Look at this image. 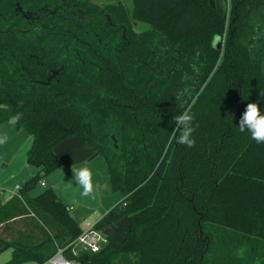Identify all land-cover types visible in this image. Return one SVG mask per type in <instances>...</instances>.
<instances>
[{
    "label": "trees",
    "instance_id": "1",
    "mask_svg": "<svg viewBox=\"0 0 264 264\" xmlns=\"http://www.w3.org/2000/svg\"><path fill=\"white\" fill-rule=\"evenodd\" d=\"M261 94L264 0L226 13L210 0H0V124L21 114L38 168L0 203L6 264L60 249L77 264H264V144L238 128L248 103L264 113ZM185 110L195 147L175 139ZM72 135L123 194L110 220H130L98 252H75L83 228L52 187L30 194Z\"/></svg>",
    "mask_w": 264,
    "mask_h": 264
},
{
    "label": "crops",
    "instance_id": "2",
    "mask_svg": "<svg viewBox=\"0 0 264 264\" xmlns=\"http://www.w3.org/2000/svg\"><path fill=\"white\" fill-rule=\"evenodd\" d=\"M214 1L218 10L223 13L228 11V0ZM0 137L4 138V142L0 143V203H5L19 194L23 184L38 172V168L28 162L32 136L24 128L10 121L4 122L0 124ZM54 150L61 160V166L45 176L30 194L37 195L52 187L60 199L69 205L70 213L83 229L91 222L100 227L105 236L122 239L119 228L127 227L130 220L127 215L117 221H111L108 216V211L123 199V194L112 189L104 157L79 135L64 138ZM73 164L76 168L86 166L91 169L95 187L93 196L81 195L82 189L75 184Z\"/></svg>",
    "mask_w": 264,
    "mask_h": 264
},
{
    "label": "clouds",
    "instance_id": "3",
    "mask_svg": "<svg viewBox=\"0 0 264 264\" xmlns=\"http://www.w3.org/2000/svg\"><path fill=\"white\" fill-rule=\"evenodd\" d=\"M20 118L21 114L17 113L11 118L10 123H16ZM173 121L176 124L175 132L178 133V135H175L176 141L187 147H195L196 141L193 138L195 131L194 114L190 110H185L175 115ZM238 128L241 132L248 131L251 139L257 144H264V113L261 112L257 103L247 104L239 120ZM3 142L4 138L0 137V143ZM72 172L75 184L82 189L81 195L84 197L93 196L95 187L92 183L91 169L86 166L76 168L73 164Z\"/></svg>",
    "mask_w": 264,
    "mask_h": 264
},
{
    "label": "built area",
    "instance_id": "4",
    "mask_svg": "<svg viewBox=\"0 0 264 264\" xmlns=\"http://www.w3.org/2000/svg\"><path fill=\"white\" fill-rule=\"evenodd\" d=\"M19 188V186H18ZM108 239L105 236L100 227L91 222L87 223L86 228L83 229L82 233L74 240L76 245V251L87 250L92 252H98L102 249ZM43 264H77L75 261L67 259L62 254V249L58 251L50 260Z\"/></svg>",
    "mask_w": 264,
    "mask_h": 264
},
{
    "label": "rangeland",
    "instance_id": "5",
    "mask_svg": "<svg viewBox=\"0 0 264 264\" xmlns=\"http://www.w3.org/2000/svg\"><path fill=\"white\" fill-rule=\"evenodd\" d=\"M99 4H104V3H108V2H116L118 0H93ZM129 9L132 8V0H121ZM146 25V24H145ZM143 26V25H142ZM138 28H141V25L138 24ZM220 39L219 37L216 38L215 40V44L216 46H219L220 43ZM102 156V155H101ZM103 157V156H102ZM11 249H8L6 251H4L3 253H0V264H6V262L11 258ZM24 264H39L35 261H30V262H26Z\"/></svg>",
    "mask_w": 264,
    "mask_h": 264
},
{
    "label": "water",
    "instance_id": "6",
    "mask_svg": "<svg viewBox=\"0 0 264 264\" xmlns=\"http://www.w3.org/2000/svg\"><path fill=\"white\" fill-rule=\"evenodd\" d=\"M210 2H211V5H212L213 7H216V5H215V1H214V0H210Z\"/></svg>",
    "mask_w": 264,
    "mask_h": 264
}]
</instances>
